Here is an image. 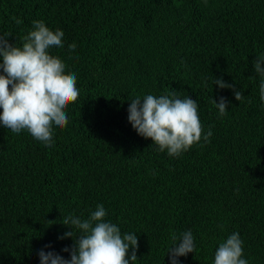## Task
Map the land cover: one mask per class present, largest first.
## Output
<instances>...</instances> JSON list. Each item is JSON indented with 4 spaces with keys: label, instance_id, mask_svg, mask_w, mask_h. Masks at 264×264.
Listing matches in <instances>:
<instances>
[{
    "label": "trees",
    "instance_id": "1",
    "mask_svg": "<svg viewBox=\"0 0 264 264\" xmlns=\"http://www.w3.org/2000/svg\"><path fill=\"white\" fill-rule=\"evenodd\" d=\"M33 21L64 32L50 54L76 75L80 95L51 146L0 124V264H40L41 249L70 259L63 219H87L98 205L106 222L137 235L136 264H171L169 237L186 231L196 251L178 264H214L233 233L242 258L264 264V77L254 71L264 0H0L10 43L22 46ZM172 92L196 101L212 131L179 157L128 120L132 99ZM221 97L224 116L212 103Z\"/></svg>",
    "mask_w": 264,
    "mask_h": 264
},
{
    "label": "clouds",
    "instance_id": "2",
    "mask_svg": "<svg viewBox=\"0 0 264 264\" xmlns=\"http://www.w3.org/2000/svg\"><path fill=\"white\" fill-rule=\"evenodd\" d=\"M206 2V0H205ZM17 24L22 23L16 19ZM10 35H0V124L13 133L24 130L46 146L53 143V126L63 129L68 124L66 109L79 99L76 75L66 74V65L50 54L53 47L63 48L64 32L50 30L43 21H33V30L23 37L22 46L10 43ZM76 44L68 45L70 52ZM254 71L264 77V56L254 62ZM221 89L232 88L222 79H215ZM261 100L264 101V79L260 84ZM237 101L245 97L242 91H235ZM219 115H226L228 102L221 97L212 101ZM128 120L138 135L151 139L158 151L167 152L169 157H179L189 151L201 139L210 142L212 131L204 134L199 118L198 104L193 99L179 98L176 92L160 95H146L130 101ZM107 213L98 205L87 219L70 214L63 219L65 227L71 229L60 239L71 238L74 246L64 248L70 259L52 252L39 250L40 264H136L138 238L134 233H121L120 228L105 221ZM57 221H49L52 225ZM223 230V226H221ZM168 250L171 264H178V258L195 253L194 237L191 231L179 236L172 232ZM46 247H51L46 246ZM131 256L129 257V250ZM243 257V242L239 233L231 234L219 244L214 264H248Z\"/></svg>",
    "mask_w": 264,
    "mask_h": 264
}]
</instances>
